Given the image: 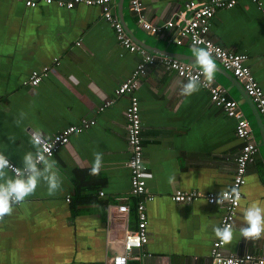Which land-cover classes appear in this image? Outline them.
I'll return each instance as SVG.
<instances>
[{"label":"crops","instance_id":"1","mask_svg":"<svg viewBox=\"0 0 264 264\" xmlns=\"http://www.w3.org/2000/svg\"><path fill=\"white\" fill-rule=\"evenodd\" d=\"M140 1L146 18L161 25L189 0ZM129 5L130 0H113L110 8L136 43L196 66L193 45L187 39L175 42L176 28L147 32ZM210 22L208 37L245 54L264 91V0H238L231 8L218 9ZM213 59L214 78L240 105L258 147L240 188L232 239L222 250L264 256V235L247 239L240 234L245 209L254 203L264 207L263 125L238 82ZM139 60L118 42L98 6L67 10L40 3L29 8L19 0H0V152L21 167L23 155L36 150L33 131L49 138L83 119L96 120L50 158L62 190L50 196L41 182L0 220V264H112L124 252V234L136 229V204L143 197L131 193L127 166L124 112L130 94L116 95L115 90ZM45 67L37 86L25 83L33 70ZM186 81L158 61L137 79L134 94L151 199L144 204L148 242L132 251L127 264H210L217 238L213 227L219 226L224 207L210 203L208 194L218 198L221 190L232 187L243 141L236 135L235 120L211 102L206 90L179 95V84ZM107 100L111 103L104 106ZM96 152L103 154V166L94 176L90 169ZM176 191L195 192L196 197L175 201ZM120 204L128 211L120 212Z\"/></svg>","mask_w":264,"mask_h":264},{"label":"built area","instance_id":"2","mask_svg":"<svg viewBox=\"0 0 264 264\" xmlns=\"http://www.w3.org/2000/svg\"><path fill=\"white\" fill-rule=\"evenodd\" d=\"M19 1L29 8H35L40 3L55 5L67 10H71L80 4L98 6L102 9L104 19L113 28L118 42L127 50L137 53L140 57L131 75L115 90L116 95L130 94L129 103L124 112L126 120V140L129 151L127 166L130 170L131 193L134 196L143 197V199L139 200L136 204L138 215L137 227L135 230H128L125 232L123 238L124 252L114 256L112 260V264H127L128 258L132 256V251L141 248L148 242V233L146 230L147 217L144 211V204L145 201L151 199V196L146 195V165L143 158L142 121L140 117L139 99L134 94L138 84L137 79L140 75H144L147 66L152 65L155 61L160 62L165 70H172L185 80H187L189 74L196 73L199 69L173 56L150 53L145 47L136 43L126 31L123 22L112 13L110 5L113 0ZM252 1L258 2V0ZM237 2L238 0H189L186 2L184 10L175 13L172 19L161 25L155 24L146 18L140 0H130L129 8L135 15L137 24L147 32L156 33L165 28H176L178 33V36L175 38L176 43L180 44L184 39H187L193 45L197 41H200L198 46L206 47L211 51L213 57L220 62L221 66L232 73L236 80L243 86L244 91L252 100L264 124V91L253 75L250 67L246 64L247 56L243 53L228 50L208 37L211 24L210 21L215 12L220 8H231ZM77 44H79V42ZM47 69L48 68L45 67L41 71L33 70L25 83L32 87L37 86ZM200 79V87L208 92L211 102L221 108L228 117L235 120L236 135L243 141L236 157L235 176L232 182V186H237L239 188L240 199L235 202L225 201L221 204V206L224 207V213L221 216L219 226L223 227L225 223L233 226L236 210L242 198L240 188L241 185L245 183L246 168L247 165L253 161L258 147L253 140L249 121L244 116L238 102L228 95L226 89L220 85L215 78H213L212 81H208L204 76H201ZM110 103L111 100H107L104 106ZM102 109L103 107L100 108V110ZM95 121V119H83L78 124H70L63 127L49 138H44L42 136L45 144L51 145V154L49 158L53 157L61 147L69 142L71 135L80 133L88 126L94 125ZM12 164L15 165L14 163ZM100 194L102 195L103 193L100 192ZM195 197V192L183 193L182 191H176L173 199L175 201H187ZM216 199L214 194H208V201L210 203H216ZM118 210L120 212H127L128 206L126 204H120ZM224 243L225 242H222L218 238L213 240L210 250V264H244L253 260L259 264L264 263V256L254 257L252 254H245L243 256L225 254L222 250Z\"/></svg>","mask_w":264,"mask_h":264},{"label":"clouds","instance_id":"3","mask_svg":"<svg viewBox=\"0 0 264 264\" xmlns=\"http://www.w3.org/2000/svg\"><path fill=\"white\" fill-rule=\"evenodd\" d=\"M197 41L191 47L194 65L199 71L189 74L186 82H180L179 95L188 97L199 91L201 76L212 81L216 72V63L212 52L206 47H199ZM31 144L35 152H26L21 160V167H16L10 159L0 152V220L11 215L13 205L23 202L33 195L38 185L43 182L47 186L48 194L54 196L61 189V178L56 169L55 162L51 160V145L45 144L42 134L38 131L31 133ZM103 154L96 152L90 169L91 175H99L103 166ZM11 173V174H10ZM240 199V191L237 186L227 190H221L216 203L223 204L225 201L235 202ZM244 224L240 228V234L247 239H259L264 235V207L252 204L243 213ZM214 235L222 242H229L233 236L231 224L225 223L223 227L214 226Z\"/></svg>","mask_w":264,"mask_h":264},{"label":"water","instance_id":"4","mask_svg":"<svg viewBox=\"0 0 264 264\" xmlns=\"http://www.w3.org/2000/svg\"><path fill=\"white\" fill-rule=\"evenodd\" d=\"M125 27V26H124ZM126 28V27H125ZM128 32V31H127ZM136 41V40H135ZM227 71V70H226ZM227 72H229V71H227ZM231 74V76L235 79V81H237L236 80V78L233 76V74L232 73H230ZM238 82V81H237ZM238 84H239V86L242 88V90H244V88H243V86L238 82ZM245 92V91H244ZM245 94H246V92H245ZM247 95V94H246ZM247 97L250 99V97L247 95ZM250 101H251V103H252V105L254 106V110H255V112H256V114L258 115V117H259V121L261 122V124L263 125V129H264V124L262 123V121H261V118H260V115H259V113H258V110L256 109V107H255V105L253 104V102H252V100L250 99Z\"/></svg>","mask_w":264,"mask_h":264}]
</instances>
